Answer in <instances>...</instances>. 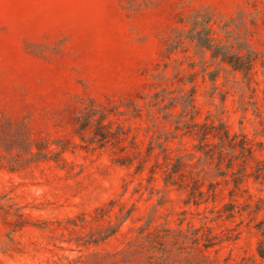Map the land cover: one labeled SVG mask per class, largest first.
<instances>
[{
  "label": "rangeland",
  "instance_id": "obj_1",
  "mask_svg": "<svg viewBox=\"0 0 264 264\" xmlns=\"http://www.w3.org/2000/svg\"><path fill=\"white\" fill-rule=\"evenodd\" d=\"M198 10L246 74L168 49ZM155 227L264 264V0H0V264H149L120 251Z\"/></svg>",
  "mask_w": 264,
  "mask_h": 264
},
{
  "label": "trees",
  "instance_id": "obj_2",
  "mask_svg": "<svg viewBox=\"0 0 264 264\" xmlns=\"http://www.w3.org/2000/svg\"><path fill=\"white\" fill-rule=\"evenodd\" d=\"M181 21L188 27L176 28L168 45L169 50L180 48L185 40H189L194 42L199 50L209 51L212 60L219 58L221 62L229 64L233 71H241L243 74L249 71L254 54L247 44L240 41L239 34L230 29L229 23L233 20L217 23L218 29L223 33V39L214 35L212 23L216 21L214 14L208 10L195 11ZM167 165L171 166V169L174 167L171 163ZM259 171L260 168L257 175ZM193 231L195 232V229ZM186 240L187 234L181 228L155 227L153 230L140 232L120 253L126 261L140 255L149 264H181L177 259L178 255L183 250L192 248L198 239L193 238L190 246L186 245Z\"/></svg>",
  "mask_w": 264,
  "mask_h": 264
}]
</instances>
